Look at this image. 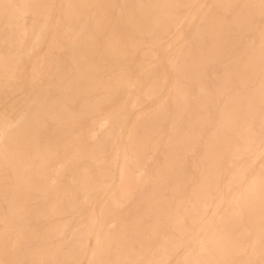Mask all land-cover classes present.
<instances>
[{
	"label": "bare ground",
	"instance_id": "6f19581e",
	"mask_svg": "<svg viewBox=\"0 0 264 264\" xmlns=\"http://www.w3.org/2000/svg\"><path fill=\"white\" fill-rule=\"evenodd\" d=\"M0 264H264V0H0Z\"/></svg>",
	"mask_w": 264,
	"mask_h": 264
}]
</instances>
